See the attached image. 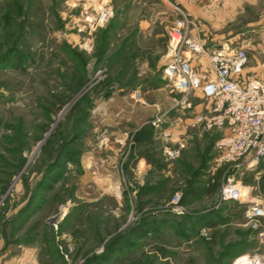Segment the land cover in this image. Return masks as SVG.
<instances>
[{
	"label": "rangeland",
	"instance_id": "obj_1",
	"mask_svg": "<svg viewBox=\"0 0 264 264\" xmlns=\"http://www.w3.org/2000/svg\"><path fill=\"white\" fill-rule=\"evenodd\" d=\"M98 2L0 0V264L264 261V167L223 160L164 72L180 9L264 78V0Z\"/></svg>",
	"mask_w": 264,
	"mask_h": 264
},
{
	"label": "built area",
	"instance_id": "obj_2",
	"mask_svg": "<svg viewBox=\"0 0 264 264\" xmlns=\"http://www.w3.org/2000/svg\"><path fill=\"white\" fill-rule=\"evenodd\" d=\"M176 11L180 19L168 32L172 57L164 66L166 79L173 91L197 93L211 103L206 113L194 116L191 125L201 123L207 130H221L219 143L227 163L264 167V78L241 81L246 54L241 49H208L195 35L197 25L180 9ZM107 15L104 11L102 19ZM237 186L224 187L221 199L242 198L245 193ZM249 217L264 218V204L251 207ZM245 260L240 264H264L259 257Z\"/></svg>",
	"mask_w": 264,
	"mask_h": 264
},
{
	"label": "crops",
	"instance_id": "obj_3",
	"mask_svg": "<svg viewBox=\"0 0 264 264\" xmlns=\"http://www.w3.org/2000/svg\"><path fill=\"white\" fill-rule=\"evenodd\" d=\"M96 4H99V2H96ZM101 5H102V4H101ZM101 5H100V6H101ZM251 167H255V166H254V165H252ZM245 190H246V189H245ZM246 191H248V190H246Z\"/></svg>",
	"mask_w": 264,
	"mask_h": 264
},
{
	"label": "bare ground",
	"instance_id": "obj_4",
	"mask_svg": "<svg viewBox=\"0 0 264 264\" xmlns=\"http://www.w3.org/2000/svg\"><path fill=\"white\" fill-rule=\"evenodd\" d=\"M96 2H97V1H92V3H94V4H95ZM111 184H112V183H111ZM113 184H114V183H113Z\"/></svg>",
	"mask_w": 264,
	"mask_h": 264
}]
</instances>
